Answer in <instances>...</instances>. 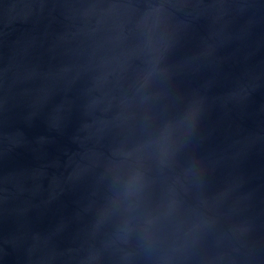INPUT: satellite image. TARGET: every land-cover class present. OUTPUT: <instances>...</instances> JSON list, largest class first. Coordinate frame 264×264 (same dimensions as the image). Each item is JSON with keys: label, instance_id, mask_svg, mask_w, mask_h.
I'll return each instance as SVG.
<instances>
[{"label": "water", "instance_id": "water-1", "mask_svg": "<svg viewBox=\"0 0 264 264\" xmlns=\"http://www.w3.org/2000/svg\"><path fill=\"white\" fill-rule=\"evenodd\" d=\"M0 264H264V0H0Z\"/></svg>", "mask_w": 264, "mask_h": 264}]
</instances>
